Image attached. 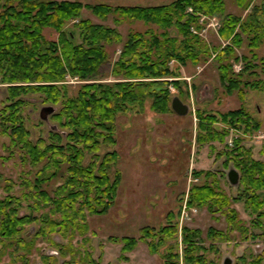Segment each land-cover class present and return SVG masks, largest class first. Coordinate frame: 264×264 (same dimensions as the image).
I'll use <instances>...</instances> for the list:
<instances>
[{
  "label": "trees",
  "instance_id": "obj_1",
  "mask_svg": "<svg viewBox=\"0 0 264 264\" xmlns=\"http://www.w3.org/2000/svg\"><path fill=\"white\" fill-rule=\"evenodd\" d=\"M237 1L243 8L249 4V0ZM225 8V0H173L150 7L0 0V85L5 86L0 136L9 139L8 159L17 156L30 168L19 185L4 180L0 197V244H9L10 256L17 254L19 264L38 240H49L53 235L69 243L55 246L61 258L70 257L63 264H97L88 256L83 258L71 243L90 232L89 216L105 215L114 205L121 173L114 171L110 176L119 156L109 150L116 146L117 117L131 108L145 109L147 103L153 113H173L171 102L175 96L170 88L179 92L182 88L178 81H169L180 78L172 70V63L195 67L214 59L220 85L229 95L238 93L242 101L245 90H263L261 80H248L256 76L255 50L263 41L257 12L240 23L235 15L226 14ZM83 10L100 20L112 15L115 25L130 21L148 28L129 32L123 39L116 27L82 19ZM199 14L223 17L219 35L228 44L222 49L220 44L210 45L198 34L202 30ZM45 30L55 32L56 39L48 40ZM75 32L78 42L73 41ZM245 42L250 56H243V68L235 74L230 60L235 59V50ZM114 46H120L118 57L105 72L111 58L108 48ZM108 79L113 81L105 82ZM70 80L79 82L75 89L68 83ZM30 95L41 96L42 103L54 109L48 118L52 124L47 136L35 141L24 118V98ZM198 118L196 141L201 145L223 143L227 133L217 130V123L244 126L247 134L261 128L260 122L243 107L225 113H198ZM238 139L233 141L232 149L223 153L224 164H231L239 172L236 198L232 201L219 190L208 173L201 186L189 190L187 206L220 213L228 231L237 232L244 239L264 240V161L254 159L252 150ZM260 154L264 155V147ZM57 181L60 184L49 190V185ZM232 202L243 203L250 217L248 225L231 208ZM166 219L160 228H142L136 238L110 240L121 245L122 259L144 242L150 255L165 248L164 264H179L175 245L178 226L171 214ZM31 229L34 233H29ZM215 237L229 240L224 232L210 228L206 238ZM204 240L200 230L183 227V264H213L206 254L214 247L206 248ZM249 259H241V264H264L263 254L250 255Z\"/></svg>",
  "mask_w": 264,
  "mask_h": 264
},
{
  "label": "rangeland",
  "instance_id": "obj_2",
  "mask_svg": "<svg viewBox=\"0 0 264 264\" xmlns=\"http://www.w3.org/2000/svg\"><path fill=\"white\" fill-rule=\"evenodd\" d=\"M79 1L83 4H106L111 7H150L170 4L173 0H56ZM226 14L235 15L242 23L256 11V19L262 26V44L255 54L256 68L253 69L256 76L248 78L251 82L262 81V91L245 90L244 100L238 93L227 94L219 82L217 63L211 59L207 64L200 66L180 67L177 63L170 66L179 74L180 78L169 79L178 81L182 92L170 88L174 98H178L182 104L188 107L185 116L175 113L160 115L153 113L148 108H131L128 112L118 115L116 120V146L111 150L117 152L118 164L111 171L121 173V182L113 207L105 215L89 216L88 224L90 232L85 238L76 237L72 241V248L78 249L83 258H91L97 264H164L163 247L155 255H150L144 242L121 258V245L116 244L110 238L122 239L123 237H138L144 227L160 228L166 224L169 214L173 216V222L178 226V239L176 252L179 264L182 262L181 232L183 227L198 229L203 233L204 246L214 247L209 251L207 258L213 264H224L226 260L230 264H241V259L249 261L250 255H264V240L244 239L237 232H229L224 216L220 213H209L205 208L188 207V194L193 186H201L210 174L209 180H215V185L232 201L237 196V186H232L227 179L230 170H235L231 164L226 166V150L232 149L233 141L238 139L240 144L252 150L254 159L264 161V155L260 151L264 147V0H249L247 7H239L237 0H225ZM188 12L192 13L191 9ZM200 24L202 30L198 33L210 45H221V49L228 44L219 35L223 17L219 15H201ZM82 19H89L94 24L108 27H116L123 39L132 31L143 32L148 27L140 22L124 21L115 25L113 16L106 20L94 17L89 11L83 10ZM237 31V30H236ZM194 33H196L194 31ZM45 37L54 40L57 34L51 30H45ZM74 42H78V34L75 32ZM120 46L108 48L111 55L109 64L104 68L110 70L111 64L118 57ZM246 42L242 48L235 50V59L230 60L232 72L238 74L243 68V56L248 55ZM215 54L212 55L214 57ZM263 60V61H261ZM251 71V70H250ZM247 71V72H250ZM248 75V74H247ZM246 75V76H247ZM247 77H245L246 79ZM113 80L108 79L109 83ZM75 89L79 82H68ZM27 102L24 110L25 124L31 133V139L35 141L39 137H46L52 122L42 121L40 112L49 107L42 103L41 96L30 95L24 98ZM5 101V86L0 85V109ZM245 108L252 117L261 124L260 130L253 133L244 132V126L240 128L217 123L214 125L219 131L226 132L223 143L199 144L196 141L198 131V113L217 114ZM49 118V116H48ZM9 139L0 136V197L3 196V181L12 180L16 185L30 170L19 157L9 158L6 149ZM213 147V149H212ZM105 152V150L103 151ZM222 154V155H220ZM220 155V156H218ZM236 171V170H235ZM239 175V172L236 171ZM198 173H200L198 175ZM240 177V176H239ZM60 182H52L49 190L59 185ZM19 194V190H17ZM238 218L248 225L250 217L241 202H232ZM24 211L29 212L27 208ZM214 228L224 232L229 240L206 238L207 231ZM228 231V232H227ZM29 233H34L33 229ZM257 233V232H256ZM68 246L69 243L58 235H53L49 240H38L29 256L22 258V264H63L70 257L61 258L55 247ZM4 247V248H3ZM3 248V250H2ZM5 250V251H4ZM11 248L8 243L0 244V264H19L17 254L10 256ZM25 261V262H24Z\"/></svg>",
  "mask_w": 264,
  "mask_h": 264
},
{
  "label": "water",
  "instance_id": "obj_3",
  "mask_svg": "<svg viewBox=\"0 0 264 264\" xmlns=\"http://www.w3.org/2000/svg\"><path fill=\"white\" fill-rule=\"evenodd\" d=\"M171 109L173 113L179 116H185L188 111V107L182 104V102L178 98H173L171 102ZM54 109L52 107H45L40 112V119L42 121H48V116L52 114ZM228 182L232 186H237L239 183V175L235 170H230L227 174Z\"/></svg>",
  "mask_w": 264,
  "mask_h": 264
}]
</instances>
